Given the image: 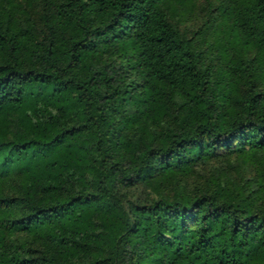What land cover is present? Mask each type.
<instances>
[{
  "label": "trees",
  "instance_id": "16d2710c",
  "mask_svg": "<svg viewBox=\"0 0 264 264\" xmlns=\"http://www.w3.org/2000/svg\"><path fill=\"white\" fill-rule=\"evenodd\" d=\"M0 264H264V0H0Z\"/></svg>",
  "mask_w": 264,
  "mask_h": 264
}]
</instances>
